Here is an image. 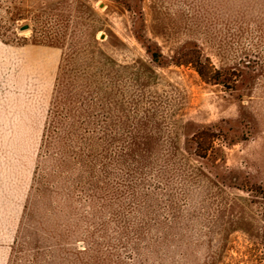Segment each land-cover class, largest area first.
Returning <instances> with one entry per match:
<instances>
[{"label":"rangeland","instance_id":"obj_1","mask_svg":"<svg viewBox=\"0 0 264 264\" xmlns=\"http://www.w3.org/2000/svg\"><path fill=\"white\" fill-rule=\"evenodd\" d=\"M255 185L264 0H0V264H264Z\"/></svg>","mask_w":264,"mask_h":264},{"label":"trees","instance_id":"obj_2","mask_svg":"<svg viewBox=\"0 0 264 264\" xmlns=\"http://www.w3.org/2000/svg\"><path fill=\"white\" fill-rule=\"evenodd\" d=\"M157 62V59H154ZM175 65H188L190 66L200 77V79L207 84H221L227 86L228 81H234L233 78L237 76L234 71H223L215 69L207 58L200 55L198 50L189 49L180 53L178 57L173 61ZM219 135L211 128L199 129L196 133H193L190 137V141L194 145L193 154L198 158H207V156L213 151L215 140L219 139ZM252 194L261 199L264 203V188L255 185L251 189ZM259 245L262 250L263 263H264V227L259 237Z\"/></svg>","mask_w":264,"mask_h":264}]
</instances>
